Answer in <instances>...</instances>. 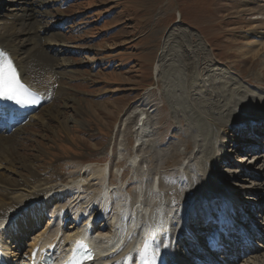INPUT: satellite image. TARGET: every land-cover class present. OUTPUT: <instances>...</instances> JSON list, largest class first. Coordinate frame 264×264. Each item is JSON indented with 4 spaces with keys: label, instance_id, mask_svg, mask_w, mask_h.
Returning a JSON list of instances; mask_svg holds the SVG:
<instances>
[{
    "label": "rangeland",
    "instance_id": "rangeland-1",
    "mask_svg": "<svg viewBox=\"0 0 264 264\" xmlns=\"http://www.w3.org/2000/svg\"><path fill=\"white\" fill-rule=\"evenodd\" d=\"M2 2L6 3V0L0 3V26L6 21V16L16 13L12 11L13 3L4 5ZM242 4V0H57L48 5L47 0H34L29 13L31 10L34 12L22 22L35 34L31 43L25 42L24 49L32 53L27 66L35 72L40 68L45 57V53L38 49L41 41L44 51L48 52V65L58 66L56 89H61L58 97L45 105H53L62 113L56 115L57 121L54 116L52 121L46 115L48 124L43 128L39 118H43L45 112L36 110L32 122L22 124L24 128L13 129L7 134L9 138L5 142L0 140V173L13 171L9 182L19 183L21 187L25 185L22 180L32 182V174L40 175L48 185L58 177L62 179L61 184L70 185L79 179V175L88 182L92 180V171L108 169L113 184L109 188L112 191L109 208L99 211L103 212L101 217L106 218V214L114 211V194L132 200L136 187L146 186L150 190L155 178L158 193L161 194L156 196L165 200L162 204H183L189 197V184L184 190V182L192 180L190 185L195 184V191L196 180L199 179L198 173L191 172V168H198L211 160L213 153L217 160L222 158L227 162L206 164L205 177L210 190H224L238 197L239 205L249 215L250 219L243 216L245 222L251 223L249 229L257 228L263 237L264 140L256 146L255 152L251 150L248 153L242 148L245 145L241 144L246 142L245 139L240 140V135L235 136L233 131L251 118V123L257 121L264 126V108L240 114L239 108L226 107L227 103L219 99L220 96L227 98L233 94L237 103L244 102L247 106H250V100L264 101V52L248 57L247 61L241 59L242 51L252 47L250 52L253 53L262 43L253 37L255 34L251 35V30H247L251 28L249 20L255 16L243 17L236 11L258 5ZM233 27L237 28L235 32L231 31ZM241 36H246L248 43ZM27 37L21 35L18 40L23 43ZM41 38H44L43 42ZM46 39L54 40H48L49 44L45 45ZM234 39L242 41L234 44ZM56 41L61 46L54 53L50 45L51 42L56 44ZM63 44L70 52H66ZM163 47L166 48V58L156 74L154 67ZM61 51L66 52L65 57L56 54ZM53 57H56V62ZM238 99L242 101L238 102ZM134 109L137 113L147 112L150 116L146 120L148 128L145 133H139L128 117ZM232 110H235L233 117L227 114ZM61 120L71 122L69 129L60 127L58 122ZM199 123L205 126L201 132L196 129ZM225 125H228L227 131L222 127ZM242 130L244 133L247 131ZM198 142L203 145L201 153L191 146L198 145ZM14 152L16 154L12 157ZM19 155L31 156L30 160L39 165V169L24 170L20 165L14 166L17 160H22ZM138 165L142 169L138 170ZM235 171L236 175L238 171L249 174L240 172L241 176L235 177L231 174ZM190 173L195 174V179L189 176ZM95 191L93 187L90 190L87 188L77 201H70L68 206L72 207H69L68 214H76L78 210H85V215L93 212L89 199L98 190ZM58 196L66 199V195ZM124 202L128 201L125 199ZM65 213L63 226L69 222L66 226L68 232L79 222L73 220L74 215L69 217ZM103 223L97 224L99 230L104 227ZM50 225L51 221L43 217L34 230L26 236L17 235L18 241H11L13 249L9 251L17 255L15 264H23L20 261L22 252L26 253L29 244ZM200 230L203 231L202 228ZM263 241L255 236L253 242L258 245L253 243V252L245 258H236L235 264H264ZM184 246L181 241L183 249ZM182 256L177 257L188 264L187 258ZM257 257L260 259L256 260ZM175 262L178 263L177 258Z\"/></svg>",
    "mask_w": 264,
    "mask_h": 264
},
{
    "label": "bare ground",
    "instance_id": "bare-ground-1",
    "mask_svg": "<svg viewBox=\"0 0 264 264\" xmlns=\"http://www.w3.org/2000/svg\"><path fill=\"white\" fill-rule=\"evenodd\" d=\"M240 1L241 0H238V2H240ZM242 1H243L242 5H245V6L258 5V6H255L254 8L243 7V8H240L239 10H236V11H238V13H241L243 15V17L244 16H249V17L255 16L256 17V18L254 17L251 20H249L251 28L247 29V30H249V31L251 30V35L255 34V36L253 35V37H255V38L257 37L262 42V43H259L260 47L258 49H256L255 51L253 50L254 51L253 53L250 52L252 47H251V49L247 48L244 52L243 51L241 52L243 54V55H241V59L246 60L248 57L253 58L255 55H258V54L261 55V53L264 52V42H263V40H264V27H262V25H261L262 23H264V0H242ZM33 2H34V0H8V1L6 0V3L2 2V4H4V5L7 3H13L14 8L12 11H16V13L6 16V21H4V19L2 20L4 22L0 26V53H2L5 57H7L8 59H10L12 61V63L14 64V66L17 70V77L19 79L20 84L23 86V89L27 90L31 94L38 96L40 98V104L35 106V107H31L29 109H22L15 102H12L11 100H4V99L0 98V107L3 109L4 114H6V115L13 114L17 118L19 123H25V121L26 122H32L34 119V114H32V112L36 109V107L38 108V110L42 109V110H44L45 115L43 118H39L40 119L39 122L43 128H46L47 124H48L47 123L48 118H50L52 120V117L54 116L53 118L55 120L57 118L56 115L58 113H60V114L62 113L59 108L53 107V105L52 106L47 105L48 107L45 105L51 99L57 98L58 95L61 93V89L59 87L56 89V86H57L56 85V83H57L56 78L57 77H56L55 73H56V68H58V66L56 64L48 65V60L46 58V57H49L47 55L48 52L44 51L41 41L38 43L39 44L38 49L45 53V57L42 59V62L39 60L41 62L40 65L38 64L40 66V68L39 69L37 68L38 70L36 72H35V70L31 71V67H30V69L28 68V66H29V64H27L28 59L32 53L30 54V52H28V50H25L24 46H25V42L26 43H28V41H29V43L32 42V38L34 37L35 34L33 31L30 30V28L29 29L27 28L28 26L25 25L26 26L25 27L23 25V23H24L23 21H26L27 18L30 16V13L34 12L31 10L29 13L30 5H33ZM55 2H57V0H47L48 5H49V3L53 4ZM0 3H1V0H0ZM7 7H9V6H7ZM42 7L43 6L41 5L40 8H42ZM55 23H58V22H55ZM235 27H233L231 29V31L235 32V30L237 29ZM36 30H38V29H36ZM21 35H23V36L28 35V37L26 38L27 40L23 41V43L20 42L21 40L20 41L18 40L19 36H21ZM244 37H246V36H241L240 38L242 40L246 39L245 41H246V43H248V40H247L248 38L247 37L244 38ZM34 39L35 38H33V40ZM41 39L43 42L44 38H41ZM48 40L53 41L54 39H46V41L43 44L48 45L49 44ZM240 40L234 39V44L239 42ZM245 41H243V43H242L244 46L247 45L245 43ZM255 43H257V42H255ZM59 44H61V43H59L57 41H56V44L51 42L50 47L53 48L51 50L54 53L57 50L56 48L61 46ZM239 44H240V42H239ZM63 46L66 48L65 49V50H67L66 52H70V49H68V47L66 45L63 44ZM63 46H62V48H64ZM254 47H255V45H254ZM80 49H82V48H80ZM165 49L166 48L163 47V49L161 50V52L159 54L158 60L156 61V64L154 67V71L156 74L158 73V69L163 64V61H165L164 60L166 58V57H164L166 54ZM66 52L64 53L61 51L60 53H56V54L59 56L62 54L61 57H65ZM23 55H25V58H22ZM53 55H55V54H52V56ZM53 58L55 61L56 57H53ZM30 63H31V61H30ZM204 66H202V67H204ZM262 71L264 74V68L262 69ZM35 74H37V75H35ZM246 83L249 84L250 81L247 80ZM254 85H256V84H254ZM234 87H235V85H234ZM250 87H252V86H250ZM228 95H230V94H228ZM209 97H210V95H209ZM229 97L227 96V98H228L227 99V98H225V96L224 97L220 96L219 99L222 100V102L227 103L226 107H232V108L237 107V108H239L240 114L247 112V111L252 112L253 110H258L259 108L260 109L264 108V101L262 99H261L262 101L250 100L249 101L250 106H247L244 104V102H240L242 100L239 101V99H238V102H240V103H237V100H236V98H234L233 94L230 98ZM232 104H233V106H232ZM65 106H66V104H65ZM228 110H231V109L229 108ZM234 112H235V110H232V113H227V114H229L233 117L235 115ZM46 115L48 116V118L46 117ZM128 117L131 118L133 124L135 126H137L139 133H142V132L145 133L146 127L148 125L147 124L148 121L146 122V120L149 119V117H150L147 114V112H141V113L138 112L137 113V111L134 109V112L131 111L129 113ZM191 118L192 117H190V119ZM251 119H247L244 123L238 125L236 129L234 128L235 131H233V132L237 133V134L234 133L235 136L239 137V135H240V137H239L240 140H241V138L245 139V141L247 143L242 141L241 144L245 145L242 148H245V150L248 153H250L251 150L255 152L257 150L256 146L261 144V142L264 140V126H262L263 124L261 125L257 121H253V123H251V121H252ZM55 121H57V119ZM191 121H193V120H191ZM58 123H59L61 128L67 130V129H69V124L71 122H69L67 120H64V121L61 120ZM247 123H249L251 125H247ZM24 125H26V124H23V126ZM199 125H200L199 128H196V129H200L199 131L201 132L202 131L201 129H204L205 126L203 123H199ZM23 126H21V127H23ZM227 126L225 125L222 127H223V129H225L227 131L229 129ZM193 128L195 129L194 126H193ZM2 129L4 131L7 130L5 123H3L2 128L0 129V140L5 142V140L7 138H9V136H7L5 134L6 131L1 132ZM242 129H244V130L247 129L246 133H244ZM1 133H4V134L2 135ZM203 134H205V133H203ZM201 137H203V136H201ZM249 141H251L252 143L248 144ZM199 142H202V141H199ZM200 144L201 143H199L198 145H195V146H193V145H191V146L194 147L193 149L196 148L197 150H200V153H201V151H202L201 148L203 147V145L201 144L202 145L201 146ZM235 145H236V142H235ZM191 146H190V149H191ZM211 147L213 148V147H215V145L211 146ZM233 148H235V146ZM239 151H242V149H240ZM200 153H198V154H200ZM15 154L16 153L14 152L12 157L15 156ZM196 154L194 156L197 157ZM36 156H34V157H36ZM196 157H193V159ZM20 158H22V160H19V161L17 160V162L15 163L14 166L19 167V165H20L22 168H24V170L30 169V170L34 171L35 169H39V165L34 164L33 161L30 160L32 158L31 156H20ZM201 159H203V158H201ZM36 160H38V159H36ZM190 161H192V160H190ZM217 161H219L221 164H226V162H227L226 159H222V158L220 160H217L213 156V153H212L211 160L206 161L205 164H202V166L199 165V167L195 163V165L198 168H195V169L191 168V172L194 173V171H196V173H198L199 179L196 180L198 182L196 185V190L194 192H191L193 194L192 198L189 200V197H188L186 202H183V204L180 203V204H177L176 206L175 205L174 206L164 205L162 203L159 204L158 199L160 197L159 196L157 197L156 195L152 196V193H151V187H153L154 184L151 185L150 190L148 189L149 191L147 190L146 186L145 187H141V186L136 187L137 191L134 192L135 197L132 200L129 199L128 197L123 198L122 195L120 196V195L114 194V196L116 198L115 202H113L114 205H112L114 211H111V213H110V215H111L110 219H112V223H105L104 222L103 223L104 227L100 230H99V225L96 224L97 227H95L94 232L92 231V234H89L88 231L91 228H93L92 226H93L94 222L96 220L100 219V217H99L100 212L98 210H100V209L104 210L105 205L107 203L109 204L110 194L112 193V191H110V189H109L113 185L110 186V183H109V179H110L109 176L110 175L108 173V169L99 168V169H96L95 171H92L90 173V176H92V180L89 178L90 181H88V182H87V179H85V177H80V175H79V179H75L72 183H70V185L61 184L63 182L61 181L62 179H60V177H58L54 181H51L52 183L48 185V182H46L45 179H41V177H39L40 175L38 176V175L32 174V177H33V178H31L32 182H27L26 180L21 179L25 184L24 186H21V187L19 186V183L18 184H11L9 182L10 173H12L13 171L12 172H11V170L6 171L7 174H4L2 172V173H0V249H1V252H0V260L1 261H0V263L1 264H15V262L17 260L15 261L14 258H16L17 255H14L13 252L10 253V251H9V250L13 249V248L11 249V241H13V240L18 241L19 237L16 238V236L19 234L22 236L23 235L26 236L29 231L34 230L38 226V224L41 223L43 217H47L51 221L52 224L48 228L45 227V231L42 232L40 235L36 236V239H34L29 244L28 251L26 253H23L22 248L19 247V251L22 252V254L20 253L21 256L19 254L20 261L23 264H30L31 260L33 259L34 253L36 254L37 258L40 259L42 257V255L46 252L48 253L51 248H53V250H54L53 255L57 256V259H59L58 253L61 252L65 248V246H67L70 242L77 240L80 237V235H82V236L84 235L85 238L88 239L90 243L95 244V246L100 250V253L98 254V256H100L101 254H103V255L105 254L106 256H109L107 259H105V261H109L112 264H135L136 259H137L136 256H139L141 254V251H140L141 249H139V247L135 251V250H132L133 244H128L124 250H121V251L118 250L116 253L112 254L114 252L112 245L113 244L115 245L117 242H122L126 238L127 233L130 232V230L137 229V232L143 230V228H141L137 222H135V224H133V226H131V227L127 226V222L131 223L132 221H134L133 219L135 218V216H141L142 215V216L146 217L150 213H153V211L157 210L158 212L161 213L162 217L159 216L160 219L157 223V226L155 224V226L152 228L151 234L153 235V237L156 240H152L149 242V249H148L149 253L147 255L148 264H152L154 254L157 257H159L161 255L165 256L166 261L169 262V264H185V263H183V262H185L184 259L182 261L181 258L177 257L180 254H182L184 257H187V255L183 254L184 249H182L181 244L178 243V240L183 238L185 241V246L190 245L191 248H199V247L195 246L193 242L191 244H189L191 242L190 241L191 238H195V235L197 234L198 230L194 231L193 229H190L191 230L190 231L188 229H185V227H183V221L186 222L187 220H189L190 217L181 221V218L179 216L180 219L178 220L177 223H175V226H177V227H174V224L171 221H169V219H171L173 221V219L175 220L178 218V216H174L175 211L177 209L173 208V207L178 208L179 214H182L184 212H189V210L198 212V209H195V206L197 205V203L199 201L204 200L211 195H213V196L217 195V192L210 190V187H209L210 185L206 182L207 177H205V173L207 172L205 169L207 167L206 164H208V163H214L215 164V163H217ZM132 162H135V160H133ZM133 165L135 166V164H133ZM139 165H138V170L142 169L141 166H139ZM191 165H192V163H190L189 166H191ZM238 172L239 173L237 175H236V173H237L236 171L234 173H231V174H234L233 176L236 175L235 177H240L241 176L240 172L242 173L245 171H238ZM123 173H124V171H123ZM244 174H249V173L245 172ZM244 174H242V175H244ZM229 176H232V175H229ZM93 181L94 182L97 181V182L94 184V183H92ZM90 183H92V184H90ZM153 183H156V187H158V182H157L156 178L153 181ZM191 183L192 182L189 179H188V182H184V184H183V186L185 187L184 190H186V187L188 186V184L190 185ZM93 184L98 185L100 187L93 186ZM140 184L141 183H139V185ZM88 185H92V186H88ZM86 187L88 188V190H90L91 187H93V189H95L96 191L98 190L97 193L91 195V197L89 199V202L90 201L92 202L91 205L93 204V212L85 215V210H78L77 211L78 213L73 214L74 217H72L73 215L71 213L68 214V212L70 211L69 210L70 206H68V204H71V203H69L70 201H73V202L77 201V199L80 198L81 193L87 189ZM223 192L227 193V191H224V190H223ZM59 194H62L63 197H64V195H66V199H67V196L70 197L69 199H67L68 200L67 204L65 203L66 199L62 200L58 196ZM150 197H152V198H150ZM96 199H98L97 202H96ZM125 199H126V201H128L127 203L124 202ZM211 199H214V198H211ZM181 204H182V206H181ZM239 204H240L239 198L237 197V205H239ZM183 206H184V208H183ZM71 207H70V209H71ZM73 207H74V205H73ZM94 209H97V212ZM117 210H118V212L120 211V213L117 214ZM65 211H66V213H65ZM168 211H169V214H168ZM64 213H65V216L72 217L73 220H75V222H79L78 224H76L77 227L74 226L71 230L68 229V232L66 231V226L69 225V222L67 221L68 224H67V222H65L64 226H63V222H64L63 220L64 219H62V218L64 217L63 216ZM70 214L72 216H70ZM236 215H237V213H236ZM252 215H254V214H252ZM65 218L68 219V217H65ZM251 218L254 219L253 216ZM69 219L71 220V218H69ZM230 223H234V221L229 222V224ZM120 224H122V225L125 224V228L122 230L121 229L119 230V232H123V234L120 237H123V236L124 237L121 240H118V238H115L114 232L116 231L118 226H120ZM242 224H248V223L245 222ZM151 225L153 226L152 223H151ZM231 225H233V224H231ZM62 226H63V228H62ZM206 227H207V229H209L210 224L206 223ZM228 227H229V225H228ZM105 228H106V230H104ZM177 228H178L179 234H177V238H175V240H174V237H176V235L174 234V231ZM182 230L185 232L183 233ZM117 232H118V230H117ZM190 232H193L195 235H192V233H190ZM170 234H171V239H170ZM184 234H185L186 238H185ZM255 235L257 236L256 232H255ZM134 236H135V234H134ZM13 238H15V239H13ZM183 239L181 241H183ZM171 240H174V242H172ZM138 242H141L140 238L138 239ZM170 242L172 243V245ZM221 242H225L226 247H227L225 249H221V251L226 252L227 254H230L231 257H233L236 254H237V256L239 255V247H241V244H242L241 243V237L239 235H234V236L231 234L223 235ZM163 245H167L168 248L164 249ZM218 247L220 248V245H218ZM247 250H249L248 247H247ZM130 251H132L131 257L127 256V254L130 253ZM177 251H179V253H176ZM191 251L192 250H190V248H189V251L187 252L188 255L190 254L189 252H191ZM249 251H251V250H249ZM250 253L251 252H249V255H250ZM176 258H177L178 263L175 262ZM250 259H251V257H250ZM257 259H260V258L257 257L256 260ZM188 260H189V258L186 261H188ZM229 263L232 264L231 262H229ZM229 263L226 262V264H229ZM87 264H98V263L95 261H92L91 263H87ZM155 264H160L159 259H157L155 261ZM233 264H235V262Z\"/></svg>",
    "mask_w": 264,
    "mask_h": 264
},
{
    "label": "snow or ice",
    "instance_id": "snow-or-ice-1",
    "mask_svg": "<svg viewBox=\"0 0 264 264\" xmlns=\"http://www.w3.org/2000/svg\"><path fill=\"white\" fill-rule=\"evenodd\" d=\"M22 88L23 86L19 82L14 64L10 59L0 53V98L15 101L17 104L30 103V101L19 98ZM163 247L164 249L168 248L167 245H163ZM157 259H159L160 264H167L165 256L161 255L157 257L155 254L152 264H155Z\"/></svg>",
    "mask_w": 264,
    "mask_h": 264
}]
</instances>
